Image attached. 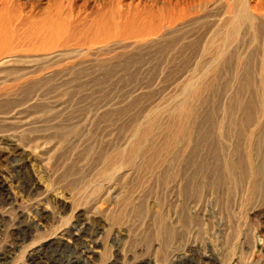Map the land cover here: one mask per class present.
I'll return each mask as SVG.
<instances>
[{
	"label": "rangeland",
	"instance_id": "1",
	"mask_svg": "<svg viewBox=\"0 0 264 264\" xmlns=\"http://www.w3.org/2000/svg\"><path fill=\"white\" fill-rule=\"evenodd\" d=\"M19 2L85 49L0 69V264H264V192L171 151L181 113L249 109L264 0Z\"/></svg>",
	"mask_w": 264,
	"mask_h": 264
},
{
	"label": "bare ground",
	"instance_id": "2",
	"mask_svg": "<svg viewBox=\"0 0 264 264\" xmlns=\"http://www.w3.org/2000/svg\"><path fill=\"white\" fill-rule=\"evenodd\" d=\"M28 13L19 0H0V69L18 63L36 64L76 54L85 49L80 43L81 31L76 30L77 26L74 25L75 31L70 33L69 22L61 18L58 10L40 17H33ZM246 19L251 20L256 27L258 32L256 39L260 45L264 42L262 34L264 18L246 17ZM126 23L133 25L134 21L128 20ZM176 27L171 25L168 31H175ZM150 28L151 26H143L141 31H149ZM160 32L161 30L158 33ZM261 34L263 36H260ZM89 37L90 34L86 38ZM68 38L72 44L79 43L72 45L73 48L57 50V46L62 43L65 45ZM124 42L121 40L114 45L120 46ZM132 44L138 45L140 41L135 39ZM108 46L107 44L100 48ZM262 51L260 48L256 50L257 53ZM252 61L255 69L254 74L251 75L254 89L248 105L249 109L244 108L242 112L225 115L222 117L223 125L209 127L206 123L211 118L216 119L215 116L200 117L192 112L181 113L178 118L180 122L171 137V151L176 162L187 161L193 154L197 156L200 152L206 153L198 165L200 167L198 172L204 175L202 180L209 178L211 181L208 182V189L219 191L227 184L228 177H234L240 180V188L254 195L264 192V159H262L264 157V89L259 86L261 80L264 83V51L261 57H255ZM189 119L198 124L184 125L183 121ZM196 187L203 188L205 185L201 182ZM259 236L264 239L263 229H259ZM257 249L256 244L254 250ZM207 258L212 259L210 256ZM6 259H8L6 255H0V260L4 262ZM235 264L249 263L238 258Z\"/></svg>",
	"mask_w": 264,
	"mask_h": 264
}]
</instances>
